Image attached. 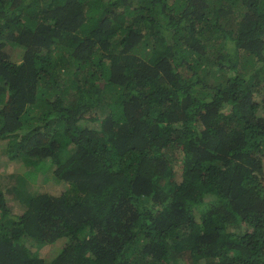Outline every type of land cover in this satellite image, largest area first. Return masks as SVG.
<instances>
[{
  "label": "trees",
  "instance_id": "1",
  "mask_svg": "<svg viewBox=\"0 0 264 264\" xmlns=\"http://www.w3.org/2000/svg\"><path fill=\"white\" fill-rule=\"evenodd\" d=\"M262 91L264 0H0V264H264Z\"/></svg>",
  "mask_w": 264,
  "mask_h": 264
},
{
  "label": "rangeland",
  "instance_id": "2",
  "mask_svg": "<svg viewBox=\"0 0 264 264\" xmlns=\"http://www.w3.org/2000/svg\"><path fill=\"white\" fill-rule=\"evenodd\" d=\"M20 50L18 48L13 49V57L15 59H19L20 57ZM264 91L258 93L259 101L264 100ZM6 143L7 141L1 140L0 141V181H2V177H5V183H3L4 186H13L16 185L17 182V176L18 174H22L26 177L29 183L32 185V189L36 192H44L49 191L52 193H60V191L65 190V185L59 182L54 181V179H50V176L47 174V171L44 169L34 165L32 162H28L23 160V158L20 159H13L6 151ZM177 169V179H181L180 176V165H175ZM8 177V178H6ZM8 180L11 181V183H8ZM7 196V200L9 202V205L11 206V209L14 214H21L23 212L22 204L20 203V200H18L15 196V194L12 192L9 193L8 191L5 192ZM41 252V251H40ZM43 252V251H42ZM43 256H46L45 253H42Z\"/></svg>",
  "mask_w": 264,
  "mask_h": 264
}]
</instances>
